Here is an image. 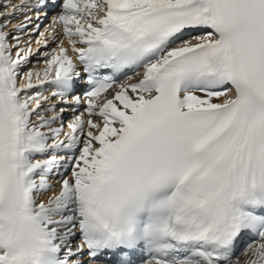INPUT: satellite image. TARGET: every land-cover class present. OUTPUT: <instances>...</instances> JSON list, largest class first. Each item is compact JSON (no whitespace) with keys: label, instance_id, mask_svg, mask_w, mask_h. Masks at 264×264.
<instances>
[{"label":"snow or ice","instance_id":"obj_1","mask_svg":"<svg viewBox=\"0 0 264 264\" xmlns=\"http://www.w3.org/2000/svg\"><path fill=\"white\" fill-rule=\"evenodd\" d=\"M0 7V264H264V0Z\"/></svg>","mask_w":264,"mask_h":264},{"label":"bare ground","instance_id":"obj_2","mask_svg":"<svg viewBox=\"0 0 264 264\" xmlns=\"http://www.w3.org/2000/svg\"><path fill=\"white\" fill-rule=\"evenodd\" d=\"M8 2H9V0H0V4H3V5H7ZM19 2H20V0H11L12 4H18ZM3 11H7V8L6 7H0V12H3ZM53 14H54V11L52 9H49L47 15H44V13L41 12L40 19L37 20L36 13L35 12H29L28 15H30L32 18V24L29 25V30L35 24L38 23L40 25V29H41L40 31L41 32L45 31V29L49 28V25L51 24V17ZM23 19H24V16L19 12L15 13L11 17H8V16L0 17V26L7 23V27L2 28L0 30H3V31L10 33L9 38H8V42L10 44L15 43V41L12 39L13 36H19L20 37V41H21L20 46L21 47H27L28 45H26L25 41H28L30 39L32 41L30 46L33 49V51H35L36 47L38 46L35 43V41L39 38V34L36 35V33H32L31 35H29L28 30H26L25 32L22 33L14 27L15 25H18L20 22H22ZM45 20H47V21L45 22ZM58 35H60L59 32H58ZM58 42L59 41H56V42L49 41V43H48L49 49L45 52H51L52 49H54L56 47V44ZM43 53H44V50H42L40 52V54L32 55L30 57L29 62L26 65H24L25 67L23 66L21 73L27 72L29 70H37L38 71V70L42 69L44 67L43 61L41 60V62H40L38 60V57H39V55H42ZM13 54H15V49L13 50ZM69 54L71 55V52H69ZM129 76L134 77V74H131ZM126 78H127V76L122 78L118 83L123 82ZM134 79H135V77H134ZM82 86H83V81H78L77 82V90H76V93H74V94L80 95V90H81ZM35 91L40 92L43 96H49L50 97V99L48 101L44 102L45 108H47L50 104H56L57 107L55 110L57 112L60 111V108L65 109V112L63 115V122H66L64 131H67L68 129H67L66 125L72 119V116H73V112H72L71 108H69L67 104H65L63 101L59 100L58 98L51 97V93L53 91H55V89H53L47 85H45L43 87H39ZM29 94H34V92H29ZM83 108H84V105L81 104L80 111H82ZM47 115H51V113H47ZM33 120H35V117H33ZM59 126H60L59 121L53 125V127H59ZM61 138H63V137H61ZM78 154L79 153L77 152L76 155H78ZM61 155H64V153L62 152ZM61 171L63 172L64 170L61 169ZM70 172H71V169L69 168L67 170V172L65 173V175L70 176ZM59 180H60V176L53 174L50 177V182L52 184L51 191L41 194L40 196L37 197V199L38 200H47V198L49 196L57 193L59 191V183H58ZM248 243H251V242H248ZM245 246H246L245 244H242V247H241L242 250L240 249V251H238V253H237V255L239 256L241 261L244 259L242 252H243V249Z\"/></svg>","mask_w":264,"mask_h":264},{"label":"rangeland","instance_id":"obj_3","mask_svg":"<svg viewBox=\"0 0 264 264\" xmlns=\"http://www.w3.org/2000/svg\"><path fill=\"white\" fill-rule=\"evenodd\" d=\"M46 21H47V20H45V22H46ZM40 30H41V29H40ZM36 35H38V33H36ZM38 47H41V46L38 45V46L36 47V49H37ZM48 49H49V46H48L47 48H42V47H41V51L44 50V52L47 51ZM38 60H39L40 62H41V60L43 61V55H39ZM24 67H25V66H24ZM65 123H66V122H64V125H65ZM64 128H65V127H64Z\"/></svg>","mask_w":264,"mask_h":264}]
</instances>
